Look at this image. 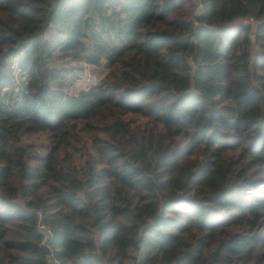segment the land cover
Masks as SVG:
<instances>
[{
    "label": "trees",
    "instance_id": "obj_1",
    "mask_svg": "<svg viewBox=\"0 0 264 264\" xmlns=\"http://www.w3.org/2000/svg\"><path fill=\"white\" fill-rule=\"evenodd\" d=\"M0 264H264V0H0Z\"/></svg>",
    "mask_w": 264,
    "mask_h": 264
},
{
    "label": "rangeland",
    "instance_id": "obj_2",
    "mask_svg": "<svg viewBox=\"0 0 264 264\" xmlns=\"http://www.w3.org/2000/svg\"><path fill=\"white\" fill-rule=\"evenodd\" d=\"M79 66L81 67L80 78L70 89L73 94L98 84L108 72V63L106 61H103L101 65L80 64Z\"/></svg>",
    "mask_w": 264,
    "mask_h": 264
},
{
    "label": "water",
    "instance_id": "obj_3",
    "mask_svg": "<svg viewBox=\"0 0 264 264\" xmlns=\"http://www.w3.org/2000/svg\"><path fill=\"white\" fill-rule=\"evenodd\" d=\"M41 247L46 252V254H48V255L51 254V250H50L49 246L47 245V242L46 241H43L42 242Z\"/></svg>",
    "mask_w": 264,
    "mask_h": 264
},
{
    "label": "built area",
    "instance_id": "obj_4",
    "mask_svg": "<svg viewBox=\"0 0 264 264\" xmlns=\"http://www.w3.org/2000/svg\"><path fill=\"white\" fill-rule=\"evenodd\" d=\"M39 215H40V217H42V213L41 212H39ZM40 228L44 231V233L46 234V236H47V230H46V225H45V223H43V222H41L40 221Z\"/></svg>",
    "mask_w": 264,
    "mask_h": 264
}]
</instances>
